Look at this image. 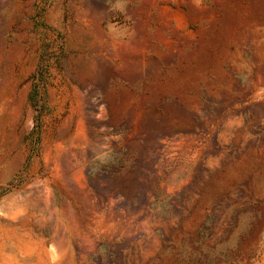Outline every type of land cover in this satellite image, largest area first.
I'll list each match as a JSON object with an SVG mask.
<instances>
[{"label": "rangeland", "instance_id": "1", "mask_svg": "<svg viewBox=\"0 0 264 264\" xmlns=\"http://www.w3.org/2000/svg\"><path fill=\"white\" fill-rule=\"evenodd\" d=\"M0 264H264V0H0Z\"/></svg>", "mask_w": 264, "mask_h": 264}]
</instances>
